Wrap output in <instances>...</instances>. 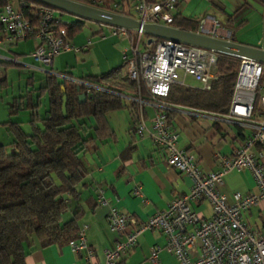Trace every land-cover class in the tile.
I'll return each instance as SVG.
<instances>
[{"label": "built area", "instance_id": "obj_1", "mask_svg": "<svg viewBox=\"0 0 264 264\" xmlns=\"http://www.w3.org/2000/svg\"><path fill=\"white\" fill-rule=\"evenodd\" d=\"M85 4L133 17L141 24L154 23L173 26V10L179 0H155L146 3L136 0L133 16L117 9L114 0H84ZM7 0L0 10V43L32 38L37 45L29 56L41 66L51 64L52 58L67 51H84L92 46L87 39L75 46L62 25H70V20L60 16L45 6L30 5ZM208 17L196 22L195 32L204 33ZM94 23V22H93ZM110 27V26H109ZM110 35L128 41L121 52V61L127 66V77L135 84L133 95L112 90L84 78H75L65 73L47 70V74L68 81L78 88L79 93H108L134 105V132L142 137L147 132L152 143L163 150L167 166L184 174L189 179V191L180 197H172L166 207L154 212L150 217L139 221L130 214L120 213L109 205L106 215L110 231L116 235L113 245L105 249L102 264H119L123 254L136 244V238L145 230L156 229L166 239V248L179 264H264V232L253 234L241 221V213L251 206L264 202V166L253 153L255 145L264 150V86L257 92L262 65L254 60L240 57L239 69L233 86L227 113L222 116L200 113L217 123L234 124L239 130L249 129L241 134L242 139L232 149L229 156L219 158L220 168L215 172L203 173L196 164L192 153L177 147V133L168 122L167 111L171 107L162 101L172 84L190 87L185 78L193 79L199 89L208 91L216 79L215 62L219 55L215 50L186 45L167 39H155L150 44L141 28L129 30L123 27H110ZM214 32V29H212ZM100 34V33H99ZM208 35V34H207ZM145 42L141 43V37ZM6 62H16L14 58L0 55ZM250 72L246 74V70ZM3 73L0 68V79ZM140 83L145 87L148 98L140 93ZM259 93V94H257ZM150 107L154 114L146 124L144 108ZM183 112L191 114L188 109ZM245 169L251 174L257 193H232V203L220 194L217 187L223 176L230 170ZM133 194L140 196V188ZM205 200L211 207L212 216L204 219L192 208L193 204ZM100 204L106 199L98 196ZM74 253L80 255L86 264L92 263L93 251L88 246L83 228L79 227L76 236L67 242ZM158 247L151 250L149 261L156 262Z\"/></svg>", "mask_w": 264, "mask_h": 264}, {"label": "crops", "instance_id": "obj_2", "mask_svg": "<svg viewBox=\"0 0 264 264\" xmlns=\"http://www.w3.org/2000/svg\"><path fill=\"white\" fill-rule=\"evenodd\" d=\"M144 1L152 3L155 0ZM114 2L118 10L133 16V5L136 0ZM172 16L174 27L193 32L196 29V22L202 17H208L205 22L208 35L264 50V0H179ZM101 25L90 21L87 23L93 34L102 31ZM74 36L70 38L71 42ZM20 41L23 42L20 44L23 50L17 52L16 48L19 45L17 42ZM83 43L80 42L78 45ZM24 45L28 46L25 48ZM36 45L32 38L1 42L0 55L14 58L16 62H6L0 57V66L11 63L23 65L31 72L43 74V80L47 70L54 69L53 65L63 68L65 74L75 78L101 74H92L88 71L79 75L71 73L77 59L75 53L81 51L59 53L55 55L56 58H52L50 65L41 66L29 56ZM21 55L27 57L23 59ZM87 56L89 55H82L81 59ZM2 79L6 84L5 77ZM32 80L31 84L25 82V85L32 88ZM193 87H198V84ZM182 109L184 108L171 107L167 111L171 112L168 122L177 133V147L192 153L203 173L218 171L219 158L229 156L242 139V135L250 132L249 129L241 131L234 124L217 123L207 116L200 115L205 112L186 108L191 112L189 114ZM144 113L146 124L149 126L154 111L150 107H145ZM105 118L111 137L102 141L94 140L86 146L80 157L82 173L75 187L76 195L67 198L69 213L66 219L75 209L79 210L78 228H83L86 242L93 251L91 262L95 264L103 263L105 249L111 247L116 239L115 233L110 231L107 225L109 205L115 206L120 213L130 214L143 221L154 212L164 209L172 197L187 194L190 185L184 174L166 165L163 150L152 143L147 132H144L142 137L135 134V116L130 110L108 111ZM252 151L264 166L262 146L255 145ZM136 187L140 188V196L133 194ZM217 190L226 198L227 203H232L233 192L242 195L257 193L253 178L245 169L228 171ZM98 196L106 199V203L100 204ZM192 208L204 219L212 216L211 207L205 200L193 204ZM241 221L255 235L264 232V202L243 211ZM67 242L61 241L44 246L36 237H31L29 239L31 247L24 256V264H86L80 255L70 250ZM155 247H158L157 257L156 262L152 263L149 256ZM119 264L179 263L166 248L165 236L156 229H150L137 236L136 244L123 254Z\"/></svg>", "mask_w": 264, "mask_h": 264}, {"label": "trees", "instance_id": "obj_3", "mask_svg": "<svg viewBox=\"0 0 264 264\" xmlns=\"http://www.w3.org/2000/svg\"><path fill=\"white\" fill-rule=\"evenodd\" d=\"M16 1L25 3V8L45 6L33 0ZM76 1L84 3V0ZM6 2L0 0V10ZM53 11L70 20V25L59 24L70 38L89 22ZM144 36L147 38L146 34ZM149 49H152L151 44ZM239 65L238 58L219 55L215 62L216 79L208 91L172 84L161 99L170 107L225 115ZM82 78L129 95L136 92L135 84L129 81L127 74L120 73V66ZM31 80V77L27 78L26 84H31ZM0 85L5 86L3 79ZM34 91L38 94L34 95ZM78 93L74 84L46 74L40 87L30 88L12 101L19 100L20 105L15 108L28 112L30 133L22 130L18 119L1 122L12 135V150L7 153L0 144V264H24L31 237H36L45 246L67 242L76 236L79 210L75 209L65 220L62 215L68 207L67 198L76 195L75 187L82 173L81 154L94 140L111 137L106 112L127 109L134 115L132 103L108 93L92 92L85 95L84 101L77 100ZM140 93L148 98L141 83ZM39 94H45L47 101L41 117L36 111ZM62 95L65 96L64 115ZM15 113L16 109H10V115ZM170 113L167 112L168 118Z\"/></svg>", "mask_w": 264, "mask_h": 264}, {"label": "rangeland", "instance_id": "obj_4", "mask_svg": "<svg viewBox=\"0 0 264 264\" xmlns=\"http://www.w3.org/2000/svg\"><path fill=\"white\" fill-rule=\"evenodd\" d=\"M65 15L71 17V15ZM109 29L110 27L101 25L102 31L100 32V34H93L85 23L82 29L75 34L74 39L72 40V42L76 44H74L75 46H79L78 44L80 42H85L87 39L92 41V46L90 49H87L84 52L81 51L79 53H75L77 54V59L75 60L76 63H74L73 68L71 69L72 74L79 75L81 73H85L86 71L91 72L92 74H99L118 65L120 66V73L122 75L127 73V66L125 64L121 65V51L126 45H128V41L122 40L118 36L110 35ZM143 42H145L144 36L141 37L140 47L142 46ZM17 43H19V45L16 48V51L19 52V50H23V46L20 47V44H22L23 42L20 41ZM26 46L28 45H24L25 48ZM82 55L89 56H87V58L85 57L84 60L81 59ZM20 57H23V59H25L27 56L24 57L23 55H21ZM0 67L6 82L5 86L0 85V144L4 145V149L8 153L12 150V148L10 147L12 135L7 130V127L5 125H2L1 122L18 119L20 120V126L22 130L25 133H30V126L27 122V119L29 117L28 112L26 110H21L20 108H15L20 105L19 100H16L14 103L12 101L13 98L23 95L26 90L30 89L29 86H25V80L27 79V77H32L33 82L31 87L34 89L40 87L43 84L44 80L43 74H40L38 72H31L23 65H16L11 63L1 65ZM53 68V72L64 73L63 68H59L58 66L56 67L55 65H53ZM185 84L191 87L197 85V83L190 78H185ZM263 86L264 64L262 65V72L260 75V80L258 82L257 92H259L260 88ZM36 94H38V91H34V95ZM46 104V95L39 94V104L36 109L38 116L41 117L44 115ZM10 109H16V113L10 115ZM68 213L69 212H67L66 209L62 215L63 220L67 218Z\"/></svg>", "mask_w": 264, "mask_h": 264}, {"label": "water", "instance_id": "obj_5", "mask_svg": "<svg viewBox=\"0 0 264 264\" xmlns=\"http://www.w3.org/2000/svg\"><path fill=\"white\" fill-rule=\"evenodd\" d=\"M42 5L50 7L58 12L110 27H123L129 30L141 28L147 35L146 43L150 44L155 39H167L186 45L196 46L204 49L215 50L224 55L235 58H247L261 65L264 64V50L231 40L217 38L204 33L193 32L183 28L166 26L154 23L141 24L133 17L109 12L96 8L76 0H33ZM62 90V87H61ZM78 91V88H76ZM85 95L78 93L77 100L84 101ZM65 96L62 95L61 110L65 114Z\"/></svg>", "mask_w": 264, "mask_h": 264}, {"label": "bare ground", "instance_id": "obj_6", "mask_svg": "<svg viewBox=\"0 0 264 264\" xmlns=\"http://www.w3.org/2000/svg\"><path fill=\"white\" fill-rule=\"evenodd\" d=\"M246 72H247L246 74H248V73L250 72V68H249V69H247V70H246Z\"/></svg>", "mask_w": 264, "mask_h": 264}]
</instances>
